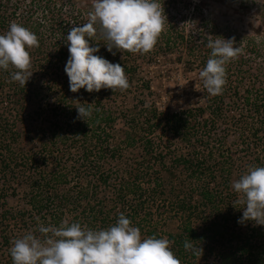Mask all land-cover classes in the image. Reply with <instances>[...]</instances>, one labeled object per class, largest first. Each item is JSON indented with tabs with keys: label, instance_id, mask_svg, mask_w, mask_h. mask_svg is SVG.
Segmentation results:
<instances>
[{
	"label": "trees",
	"instance_id": "16d2710c",
	"mask_svg": "<svg viewBox=\"0 0 264 264\" xmlns=\"http://www.w3.org/2000/svg\"><path fill=\"white\" fill-rule=\"evenodd\" d=\"M21 1L0 0V34L8 30L6 18L17 14ZM74 1L30 0L28 19L17 24L38 34L37 39L44 35L45 26L57 27L65 35L79 20ZM65 7L70 11H64ZM40 10L42 19L32 21ZM183 38L184 33L174 28L164 44L174 40L172 43L178 45ZM208 39L207 35L202 39L201 68L211 51L206 47ZM103 42L101 38L89 43L99 47L96 55L112 62ZM258 48L253 39L245 50L257 52ZM68 55L65 41H56L55 47L40 42L35 47L34 73L25 87L11 80L13 67L0 69V254L7 257L0 264H12V241L30 230L39 235L38 224L58 227L61 221L79 222L82 227L100 230L113 225L120 213L140 230L142 239L155 236L171 241L170 249L180 264H264V226L251 221L237 223L243 210L239 205L234 207L238 196L231 188L233 168L237 167L238 179L249 166H264V152H252L250 163L234 165L214 157L213 149L201 153L193 142L199 129L210 136L219 125H234L255 136L262 133V139L264 100L241 94L236 91L240 87L234 94L227 93L223 86L217 96L204 90L206 105L186 106L165 115L155 104L148 105L138 112L130 111V116L124 114L129 126L116 142L113 131L117 114L106 101L136 87L150 90L149 82L135 84L136 65L120 64L129 74L126 90L102 88L89 93L81 88L84 99L77 101L68 81L59 76ZM236 62L241 73L245 54H239ZM231 68L225 65L226 72ZM226 95L232 97L233 104L242 101L244 111H231ZM88 103L94 109L92 116L87 121L77 118L75 107ZM250 115L257 116L255 122L253 118L250 121ZM27 136L30 144L19 147ZM177 137L183 140L182 153H177L180 148L171 143ZM262 144L264 148V140ZM123 148L130 152L126 157ZM15 175L24 176L29 183L25 191L27 209L8 206L7 197L17 194L10 180ZM189 239L202 249L200 258L184 250L183 242Z\"/></svg>",
	"mask_w": 264,
	"mask_h": 264
},
{
	"label": "clouds",
	"instance_id": "9594fccd",
	"mask_svg": "<svg viewBox=\"0 0 264 264\" xmlns=\"http://www.w3.org/2000/svg\"><path fill=\"white\" fill-rule=\"evenodd\" d=\"M87 15L86 23L71 27L64 37L69 53L64 66L69 90H126L129 83L124 67L96 55L99 47L90 46L88 38L93 40L99 34L107 41L104 45L109 52L115 48L147 53L162 31L166 18L163 7L159 0H92V10ZM38 46L35 33L10 23L8 30L0 34V69L13 67L11 80L25 87L32 75L28 71V49ZM206 47L211 51L199 78L203 89L210 96H217L226 83L225 65L241 50L234 46L233 39L223 37L209 38ZM75 108L77 118L85 121L94 111L91 103ZM231 188L238 196L234 207L239 205L243 210L237 223L253 221L254 225L264 226V166H249L231 183ZM36 232L39 235L30 230L12 241V264H180L170 249L171 241L155 236L142 239L140 230L131 226L123 213L105 229L61 221L58 227L38 224ZM183 248L193 256L202 255V249L190 239L183 242Z\"/></svg>",
	"mask_w": 264,
	"mask_h": 264
},
{
	"label": "rangeland",
	"instance_id": "374dc122",
	"mask_svg": "<svg viewBox=\"0 0 264 264\" xmlns=\"http://www.w3.org/2000/svg\"><path fill=\"white\" fill-rule=\"evenodd\" d=\"M29 1H21V5L17 7V14L8 15L6 18L10 23H19L28 19ZM164 10L165 21L162 31L157 38V42L153 49L147 53L141 54L131 53L126 54L127 51L113 49L110 59L112 63L118 64L134 63L136 65V74L134 75V83L146 80L149 82L150 90L145 87L134 88L127 92H122L106 101L110 105L113 113L117 114V121L115 122L114 136L116 142L123 136L124 131L129 124L124 114L130 116V111L144 109L148 105L155 104L159 111L165 114L181 111L186 106H201L206 105L205 92L202 86V81L199 78V71L201 68V47L202 39L207 35L209 38L215 39L223 37L225 39H233L234 46L241 51L239 54H245L246 62L244 67L238 72L236 58L231 59L226 65L230 64L233 68L226 72V83L224 85L227 93H233L240 87L241 94H249L252 98L264 100V0H159ZM34 5V4H32ZM31 5V6H32ZM75 11L80 12L79 20L74 21L73 25L77 26L84 24L88 20V12L92 10V0H75ZM73 10V12H74ZM64 11H70V8H64ZM43 13L37 11L32 16V21L40 20ZM7 23V24H8ZM9 27V26H8ZM179 29L184 33L183 40L175 44L166 45L168 33L172 29ZM57 31V33H55ZM6 32V31H5ZM4 32V33H5ZM44 35L38 38L40 42L46 43L48 46L55 47L56 41H64L67 35H61L59 28L49 29L45 26L42 29ZM203 33V34H201ZM38 36V34H35ZM58 39V40H57ZM89 42L92 40L88 38ZM93 39H101L97 34ZM255 40L259 48L257 52L252 50L246 51L248 41ZM107 43V41H106ZM103 42V44H106ZM191 43H194V52L190 56ZM106 47V46H105ZM30 54L31 66L28 71L33 72L35 47L28 49ZM115 53V54H113ZM109 62H111L109 60ZM192 64V68L188 67ZM261 68V72H260ZM34 75V74H33ZM127 79L129 74H125ZM61 79L68 81L66 73L59 74ZM240 77H246L240 78ZM245 85H243V83ZM245 90V91H244ZM76 93V94H75ZM73 96L77 101L84 99V93L79 89ZM239 101L237 97H234ZM232 97H225V103L232 105L231 111L240 112L245 109L242 101L238 104H233ZM244 111V110H243ZM248 113V112H247ZM251 117V115H250ZM255 120L257 116L251 117ZM129 119V118H128ZM251 123V122H250ZM39 125V122L35 124ZM39 130L37 131V133ZM163 136L164 132L159 130ZM36 133V132H35ZM262 136V133H260ZM25 136V135H24ZM259 136L252 135L249 130L239 129L236 126L227 127L226 125H219L217 130L210 132V136L204 129H199L194 136V144L198 146L200 152L203 153L207 149H213L214 157L224 158L225 161L231 163H250L252 152L262 154L264 152L263 140ZM159 141L158 138H155ZM181 137L172 138V145L177 144L180 149L177 153L185 151L184 144ZM200 141H204L202 144ZM29 137H23L19 147L22 143L30 144ZM207 142V143H206ZM39 136H36V145H39ZM41 152V150H40ZM75 154L76 151L74 150ZM129 150L123 148L124 157L129 154ZM76 155V154H75ZM68 158L71 165L74 164L73 159ZM239 172L237 167L233 168L231 183L237 179ZM22 175V174H21ZM14 176L10 179L17 188L15 196L9 195L7 197L8 206L22 210L29 206L28 196L26 192L29 186L28 181L24 176ZM10 183V184H11ZM9 185V184H8ZM254 223L253 221H251ZM6 254H0V260L5 261Z\"/></svg>",
	"mask_w": 264,
	"mask_h": 264
}]
</instances>
